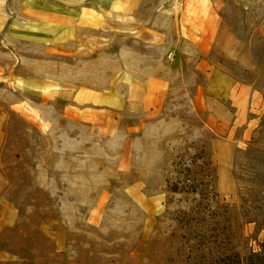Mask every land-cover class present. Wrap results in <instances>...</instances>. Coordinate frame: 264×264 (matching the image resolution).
Masks as SVG:
<instances>
[{"label": "rangeland", "instance_id": "1", "mask_svg": "<svg viewBox=\"0 0 264 264\" xmlns=\"http://www.w3.org/2000/svg\"><path fill=\"white\" fill-rule=\"evenodd\" d=\"M181 1L99 28L68 16L98 0H0V264H245L259 249L264 0L225 4L207 49L181 32Z\"/></svg>", "mask_w": 264, "mask_h": 264}, {"label": "crops", "instance_id": "2", "mask_svg": "<svg viewBox=\"0 0 264 264\" xmlns=\"http://www.w3.org/2000/svg\"><path fill=\"white\" fill-rule=\"evenodd\" d=\"M99 4L97 3L96 7H80L77 9H71V14L68 15L70 17H76V19L87 17V24L94 27H104L106 25V20L109 19V17H116L122 24L125 23L126 18H135L137 16V13L139 12V9L145 2V0H98ZM169 2L172 0H168ZM247 0H182L180 5V9L182 11V18H181V32L186 33L187 35L198 33L197 35V46L201 49H207L209 47H212V43H217L219 34L222 33V28L224 26L223 18L220 14V10L223 9V6L229 2H236L237 4H240L242 2H245ZM178 8V7H177ZM139 14V13H138ZM155 17L157 16H165V13L161 10H157L155 12ZM75 19V20H76ZM89 23V24H88ZM136 25H134L132 28L134 29ZM136 30V29H135ZM153 34H155V37L152 36L151 39L154 41L155 38H157V35L160 33L157 29H150ZM156 41V40H155ZM221 75L220 79L226 78L232 88V92L235 93V80L228 76L226 73H224L221 69H216L211 73V77L213 74ZM210 77V78H211ZM219 78V77H217ZM237 89H242L238 86ZM246 88H243L242 91H244ZM241 91V92H242ZM248 94L250 92V89H247ZM212 95L211 99L208 97V102L213 103L214 110H217L219 113H222L224 117V121H231L233 119L232 113L224 106H226L223 101H221V97H219L216 93H210V96ZM234 97H231L229 95V99L234 101V104H238L236 102V98L239 95L234 94ZM240 97V96H239ZM239 105L237 107H244L247 103L246 101L239 100Z\"/></svg>", "mask_w": 264, "mask_h": 264}, {"label": "trees", "instance_id": "3", "mask_svg": "<svg viewBox=\"0 0 264 264\" xmlns=\"http://www.w3.org/2000/svg\"><path fill=\"white\" fill-rule=\"evenodd\" d=\"M261 198L264 199V196H261ZM245 259V264H264V241L259 243V249L257 251L251 250L249 255ZM215 264H244V261L240 253L235 252L231 255H225L221 260H219Z\"/></svg>", "mask_w": 264, "mask_h": 264}]
</instances>
